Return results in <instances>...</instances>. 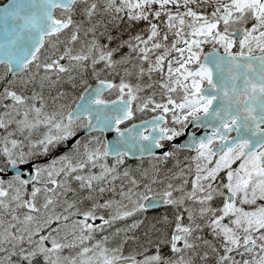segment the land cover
Segmentation results:
<instances>
[{
    "label": "snow or ice",
    "instance_id": "snow-or-ice-1",
    "mask_svg": "<svg viewBox=\"0 0 264 264\" xmlns=\"http://www.w3.org/2000/svg\"><path fill=\"white\" fill-rule=\"evenodd\" d=\"M0 264H264V0L0 3Z\"/></svg>",
    "mask_w": 264,
    "mask_h": 264
}]
</instances>
